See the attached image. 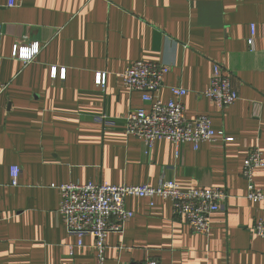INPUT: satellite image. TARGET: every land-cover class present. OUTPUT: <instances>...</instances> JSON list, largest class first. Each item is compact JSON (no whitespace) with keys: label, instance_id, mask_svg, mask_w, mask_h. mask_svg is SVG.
<instances>
[{"label":"crops","instance_id":"obj_1","mask_svg":"<svg viewBox=\"0 0 264 264\" xmlns=\"http://www.w3.org/2000/svg\"><path fill=\"white\" fill-rule=\"evenodd\" d=\"M0 0V264H96L94 239L78 246L59 214L63 184L218 188L228 194L208 235L191 231L171 202L129 197L122 233L105 237V264H264L252 232L264 203L246 199L241 168L249 151L264 158V0ZM251 27L254 47L247 44ZM37 43L28 63L15 44ZM136 61L162 64L156 97L183 88L187 119L207 116L231 142L167 140L151 146L125 133L141 95L121 84ZM238 99L218 108L203 94L214 66ZM55 68V76H52ZM63 73V76H62ZM104 73L105 86L95 85ZM176 150L178 154L176 153ZM12 167L20 170L11 186ZM264 193V166L254 171ZM72 250V254H70Z\"/></svg>","mask_w":264,"mask_h":264},{"label":"built area","instance_id":"obj_2","mask_svg":"<svg viewBox=\"0 0 264 264\" xmlns=\"http://www.w3.org/2000/svg\"><path fill=\"white\" fill-rule=\"evenodd\" d=\"M9 7L15 6V0H9ZM249 49L254 47V30L251 27L247 42ZM40 46L15 44L12 58L23 63L31 62L39 53ZM169 72L162 64L136 61L120 74L121 84L130 92H138L146 107L129 110L126 118L125 133L138 138L145 145L151 146L157 140H167L178 149L185 143L192 144L194 150L206 142H231L221 132H216L207 116L194 119L185 117L181 99L186 91L180 87L170 89L171 98L162 102L156 97L164 76ZM52 76H55L53 68ZM63 76V73H62ZM106 75L97 73L95 85L104 88ZM6 86L0 84V96ZM218 108L233 104L238 96L232 89L227 75L219 66H214L209 88L203 94ZM176 153L178 154L177 150ZM264 166L263 153L259 148L249 151L241 168V177L246 182V199L251 203H264V193L254 184V171ZM20 170L12 167L11 186L18 185ZM59 214L62 216L69 234L76 236L78 246L81 239L90 236L94 239L96 264H105V237L109 233H122L125 224L132 217L125 201L129 197L153 200L155 198L171 202L172 213L185 220L191 231L208 235L211 229L210 216L222 211L228 194L218 188H195L187 191L168 180L161 179L157 186H111L101 183L63 184L59 187ZM252 232L264 239V219H258L252 226ZM72 254V250L69 252ZM140 264H158L155 259L147 258Z\"/></svg>","mask_w":264,"mask_h":264}]
</instances>
